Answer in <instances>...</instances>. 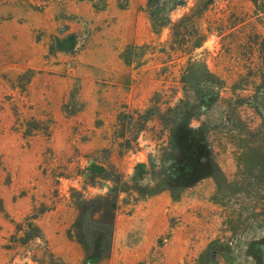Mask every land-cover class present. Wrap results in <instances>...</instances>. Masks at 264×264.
Here are the masks:
<instances>
[{
	"label": "rangeland",
	"instance_id": "obj_1",
	"mask_svg": "<svg viewBox=\"0 0 264 264\" xmlns=\"http://www.w3.org/2000/svg\"><path fill=\"white\" fill-rule=\"evenodd\" d=\"M158 1L152 12L148 0H0V123L9 112L21 131L2 138L0 130V211L18 166H36L34 175L49 179L28 218L59 205L66 220L72 213L76 220L78 200L107 195L115 181L123 192L110 254L85 262L82 250L80 264H201L213 242L215 264H264V0ZM49 28L48 63L57 53L71 63L92 35L110 47V78L98 77L93 134L77 119L84 108L79 78L38 120L27 86L43 70L16 73L27 40L41 41ZM169 121L205 134L213 171L174 194L141 199L138 190L164 179ZM11 242L10 264H65L39 238Z\"/></svg>",
	"mask_w": 264,
	"mask_h": 264
},
{
	"label": "crops",
	"instance_id": "obj_2",
	"mask_svg": "<svg viewBox=\"0 0 264 264\" xmlns=\"http://www.w3.org/2000/svg\"><path fill=\"white\" fill-rule=\"evenodd\" d=\"M52 35L54 34L49 28L47 34L39 42H35L32 35L30 36V39L27 40V46L23 47V55L16 73L21 75L28 69L43 70L42 73L32 76L27 86L29 95L36 102L37 108H40L38 111L34 110V116L38 120L43 119L45 114L61 105L75 78H79L84 108L78 114L77 119L81 122L85 133L93 134L91 129H93V123L96 120V111L99 109L98 77L102 75L107 80L110 78V57L107 55L110 52L105 55L110 47H108L106 41L99 40V37H92V35L84 50L78 55L76 54L75 60L71 63H65L68 55L64 53H57V57L48 63V60L44 58L48 48L45 43L50 42ZM11 61L7 56V67L11 66ZM65 64L68 67L70 65H75V67L65 71ZM118 66H120L119 60ZM118 70H121V68ZM46 83L51 84L50 91L47 94L45 92ZM14 123H16L15 120L7 112L0 123V130L3 132L2 138H12L17 133L20 134L21 131L14 128ZM94 132L98 133L99 131L94 129ZM58 133L57 131L54 137L58 136ZM11 167L13 168V166ZM16 171H18L17 177L12 179L10 184V196L2 198V204H4L6 210L0 211V264L11 263L13 258L11 238L13 236L24 237L26 225L21 223L31 216L34 205H40L43 201L42 193L46 191V186H49V179L46 175L42 173L39 176L34 175L36 166H18ZM29 173L32 174L31 179L28 177ZM34 185L37 189L30 191V187ZM107 186L110 188L109 184ZM33 195L34 199H32ZM60 209L61 207L58 205L55 210L42 213L35 218H28L27 222L38 228L41 235L39 240L46 245L49 253L63 260L65 264H80L83 258L82 248H80L74 237L69 238L67 234L68 229L75 220V215L72 213L70 220H66V215ZM18 225L22 226V230H18ZM156 233L159 234V231H156ZM71 250H76V253H71ZM28 264L35 263L30 260Z\"/></svg>",
	"mask_w": 264,
	"mask_h": 264
},
{
	"label": "trees",
	"instance_id": "obj_3",
	"mask_svg": "<svg viewBox=\"0 0 264 264\" xmlns=\"http://www.w3.org/2000/svg\"><path fill=\"white\" fill-rule=\"evenodd\" d=\"M252 1L257 3V0ZM173 3L180 5L181 1L174 0ZM148 6L152 12L161 7L158 0H148ZM103 8L104 6L96 9ZM122 58L128 64L125 54ZM169 123L172 124L174 121H169ZM213 161L211 142L203 132L190 127L189 122L174 123L170 128L168 150L164 152L160 164L164 179L154 189L150 190L146 187L141 189L142 191L138 190L139 198L154 196L165 190L174 194L173 189L180 191L206 176L207 170L212 172ZM151 167L155 168V165ZM152 177L155 178L154 173ZM113 182L114 185L107 195L89 200L79 199L76 203L79 215L73 224L75 234L73 236L84 251L85 262H99L110 254L117 198L123 192V188H119L117 182ZM26 228L25 240L41 237L38 228L31 223H27ZM217 252V242L211 243L201 257V264H215Z\"/></svg>",
	"mask_w": 264,
	"mask_h": 264
}]
</instances>
